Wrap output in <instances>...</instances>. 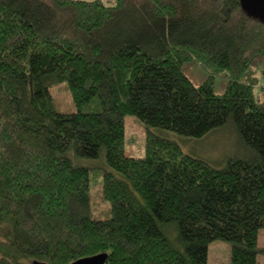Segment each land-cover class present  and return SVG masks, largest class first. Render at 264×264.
Listing matches in <instances>:
<instances>
[{"label":"trees","instance_id":"16d2710c","mask_svg":"<svg viewBox=\"0 0 264 264\" xmlns=\"http://www.w3.org/2000/svg\"><path fill=\"white\" fill-rule=\"evenodd\" d=\"M260 58L264 22L239 0H0V264H207L215 241L230 244V264H257ZM192 61L198 86L184 74ZM57 83L75 112L54 110ZM126 116L145 127L143 158L124 154ZM227 125L247 154L220 167L161 135L200 140ZM98 159L107 220L88 214L81 160Z\"/></svg>","mask_w":264,"mask_h":264},{"label":"rangeland","instance_id":"374dc122","mask_svg":"<svg viewBox=\"0 0 264 264\" xmlns=\"http://www.w3.org/2000/svg\"><path fill=\"white\" fill-rule=\"evenodd\" d=\"M92 1V0H82ZM105 5H113L115 0H101ZM253 67L260 74L264 70V58L256 60ZM184 74L194 86H198L206 79L205 72L195 62L187 63L184 66ZM261 79V77H260ZM264 79H261L259 86H264ZM226 87L225 79H217L214 82V93L220 95ZM259 88L254 89L255 95ZM53 108L56 112L69 114L75 112V107L66 83H57L50 87ZM162 136L176 142L182 152L186 155L202 159L212 166L220 167L227 158L233 156H244L246 153L238 134L233 126L226 127L210 133L200 140L180 137L171 132H162ZM124 154L131 158L144 157L145 127L133 116L124 118ZM81 164L90 168V190L88 214L94 220H107L111 217L110 206L101 198V173L107 169L103 160H81ZM258 247L260 253L257 255V264H264V230L258 233ZM230 244L222 241H215L209 244L207 253V264H230Z\"/></svg>","mask_w":264,"mask_h":264},{"label":"water","instance_id":"95a60500","mask_svg":"<svg viewBox=\"0 0 264 264\" xmlns=\"http://www.w3.org/2000/svg\"><path fill=\"white\" fill-rule=\"evenodd\" d=\"M244 12L252 18L264 22V0H239ZM106 254H98L89 258L77 260L71 264H105ZM32 264H42L33 262Z\"/></svg>","mask_w":264,"mask_h":264}]
</instances>
